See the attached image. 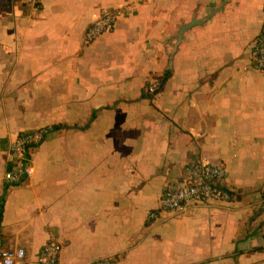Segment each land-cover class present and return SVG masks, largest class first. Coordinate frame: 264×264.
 <instances>
[{
    "label": "crops",
    "instance_id": "0c3cea01",
    "mask_svg": "<svg viewBox=\"0 0 264 264\" xmlns=\"http://www.w3.org/2000/svg\"><path fill=\"white\" fill-rule=\"evenodd\" d=\"M37 1L0 0V237L19 264L50 237L61 264H264V0ZM103 7L123 13L86 43ZM46 124L32 175L5 182L12 139ZM197 158L233 198L159 209Z\"/></svg>",
    "mask_w": 264,
    "mask_h": 264
},
{
    "label": "built area",
    "instance_id": "2783aa9c",
    "mask_svg": "<svg viewBox=\"0 0 264 264\" xmlns=\"http://www.w3.org/2000/svg\"><path fill=\"white\" fill-rule=\"evenodd\" d=\"M122 13L121 7H103L96 18L87 26L84 35L85 42H92L102 34L111 31ZM251 48V66L264 71V22L253 39ZM159 87L160 79L154 75L151 76L146 84L147 91L155 94ZM52 129V124H46L32 130L21 131L12 139L9 146L12 166L4 173L5 182L16 184L32 175L35 169L33 148L41 143ZM225 172V165L222 161H211L203 158L190 160L180 180L164 186L159 209H180L191 202L231 200L233 193L225 185ZM1 215L2 206L0 204V219ZM157 215V209L150 210L148 214L150 218H155ZM62 248V241L50 237L42 245L35 264H61ZM25 257V247L5 246L0 237V264H19V261ZM92 264H116V259L112 256L101 257L95 259Z\"/></svg>",
    "mask_w": 264,
    "mask_h": 264
},
{
    "label": "trees",
    "instance_id": "16d2710c",
    "mask_svg": "<svg viewBox=\"0 0 264 264\" xmlns=\"http://www.w3.org/2000/svg\"><path fill=\"white\" fill-rule=\"evenodd\" d=\"M170 75V71H166L165 74L161 75L159 73H156L154 76L158 77L160 79V87L158 90H160V88L163 85V82L165 81V79Z\"/></svg>",
    "mask_w": 264,
    "mask_h": 264
}]
</instances>
